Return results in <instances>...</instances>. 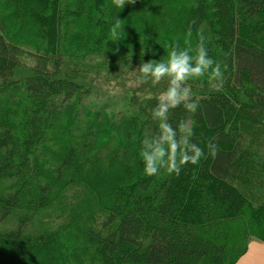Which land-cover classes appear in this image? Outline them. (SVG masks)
<instances>
[{
  "label": "trees",
  "instance_id": "16d2710c",
  "mask_svg": "<svg viewBox=\"0 0 264 264\" xmlns=\"http://www.w3.org/2000/svg\"><path fill=\"white\" fill-rule=\"evenodd\" d=\"M231 8L240 20L231 17ZM116 18L121 35L147 19L160 21L159 30L172 39V27L183 31L181 48L195 47L202 32L209 55L221 60L227 54L234 85L252 87L253 103L264 111V0H125L124 7L114 0H68L64 10L60 0H0V224L15 217L18 222L0 229V258L26 264H236L248 251L247 235L264 231V120L233 95L190 97L199 102L195 113L177 107L167 119L173 127L186 122L206 155L179 175H145L139 151L156 131L151 110L158 98L133 96L135 114L125 121L107 115L82 121L85 93L57 77L63 29L68 34L79 19L85 29L77 37L86 39ZM27 27L45 48L36 51L33 75L17 80L15 37ZM209 142L217 145L214 156ZM73 182L86 197L68 224L33 230L35 216L55 204L68 212L61 189ZM95 209L106 215L103 230L89 225Z\"/></svg>",
  "mask_w": 264,
  "mask_h": 264
},
{
  "label": "rangeland",
  "instance_id": "374dc122",
  "mask_svg": "<svg viewBox=\"0 0 264 264\" xmlns=\"http://www.w3.org/2000/svg\"><path fill=\"white\" fill-rule=\"evenodd\" d=\"M60 1L62 10H64L68 0ZM230 14H232L231 17H236V19L240 20L242 18L237 8L233 11L231 8ZM81 22L79 19L72 20V26L68 29V34L67 30L63 29L64 36L59 45L62 60L59 63L57 77L61 80L76 83L85 93L84 105L80 110L82 121L89 115H100V117L107 115L112 121L122 119L125 121L135 114V110L130 103L133 96L158 98L159 94L167 87L166 79H162L156 85H153L150 80L137 85L135 83L137 73L132 72V70H137L141 62L149 59H166L167 53L170 51V45L175 42L181 48L179 42H184L187 35L183 31L172 27L170 32L175 33L176 40L172 39L166 36L162 30H159L158 23H161L160 21L147 19L143 26L137 28L132 26L133 28L124 31V34L121 35L120 33L117 41L110 36L112 26L105 27L106 30L102 28L100 30L99 27L96 34L94 33L90 37L82 39V37H77L79 32L85 29ZM73 24L75 25L73 26ZM17 34L15 42L19 48L20 66L16 69L14 76L17 80H20L33 75V67L37 59L36 51L42 47L45 48V46L44 41H40L34 35L33 30L28 27ZM220 59L219 61L227 65L222 86L216 88L206 83V78H201L199 81H189L188 86L192 93L191 97L233 95L238 104L252 105L254 112L264 120L263 108L253 103V96L257 92L250 86L236 87L233 83V63L229 61L225 52L221 54ZM51 65L53 67L54 64ZM55 144L51 143L54 147ZM61 191H65L68 196L66 197L67 201H65L68 204V210H66L68 212L62 214L61 207L59 205L56 207L55 204L53 208L35 216L33 230L40 231L46 228L56 231L58 228L67 225L71 211L86 197L84 188L79 187L75 182L63 185ZM100 211L95 209V219L89 224L97 230H103L102 226L106 220V215L101 214ZM17 224V217L11 218V221L6 225L0 224V229L7 225L16 228ZM254 232L256 235H247L243 244L244 248L253 242L264 243V240L259 238L264 236V231L255 229ZM18 255L21 256L19 253ZM1 257V264H26L16 258ZM37 258L40 259V256L38 255Z\"/></svg>",
  "mask_w": 264,
  "mask_h": 264
},
{
  "label": "clouds",
  "instance_id": "9594fccd",
  "mask_svg": "<svg viewBox=\"0 0 264 264\" xmlns=\"http://www.w3.org/2000/svg\"><path fill=\"white\" fill-rule=\"evenodd\" d=\"M114 3L117 7H124L125 0H114ZM110 36L115 41L119 39L120 19H115ZM205 41L201 32L198 33L195 47L189 44L180 48L173 42L166 59H149L141 62L137 70H132L137 73V85L149 80L156 85L162 79L167 80L166 89L159 94L158 102L151 110V118L157 122L156 131L141 141L139 158L143 162L145 175H157L161 170L179 175L183 166L196 165L206 155L205 149L193 142L192 128L186 122L180 121L173 127L167 119L169 111L177 107L191 113H195L199 107L198 100L190 99L189 81L206 78L205 82L216 88L224 82L227 65L209 55ZM206 147L211 155L216 154V144L209 142Z\"/></svg>",
  "mask_w": 264,
  "mask_h": 264
},
{
  "label": "crops",
  "instance_id": "0c3cea01",
  "mask_svg": "<svg viewBox=\"0 0 264 264\" xmlns=\"http://www.w3.org/2000/svg\"><path fill=\"white\" fill-rule=\"evenodd\" d=\"M236 264H264V243H251L247 253Z\"/></svg>",
  "mask_w": 264,
  "mask_h": 264
}]
</instances>
